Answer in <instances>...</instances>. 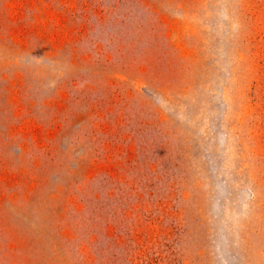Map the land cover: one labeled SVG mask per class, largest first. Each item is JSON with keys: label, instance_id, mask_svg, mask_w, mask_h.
<instances>
[{"label": "rangeland", "instance_id": "obj_1", "mask_svg": "<svg viewBox=\"0 0 264 264\" xmlns=\"http://www.w3.org/2000/svg\"><path fill=\"white\" fill-rule=\"evenodd\" d=\"M0 264H264V0H0Z\"/></svg>", "mask_w": 264, "mask_h": 264}]
</instances>
